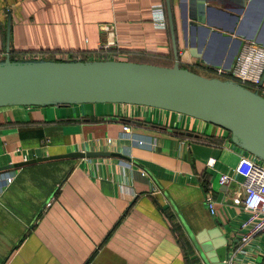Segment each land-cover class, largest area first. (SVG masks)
<instances>
[{
  "label": "crops",
  "instance_id": "obj_1",
  "mask_svg": "<svg viewBox=\"0 0 264 264\" xmlns=\"http://www.w3.org/2000/svg\"><path fill=\"white\" fill-rule=\"evenodd\" d=\"M196 1L170 0L180 66L209 78L226 70L238 42L264 47V0H203V25L184 26ZM157 6L166 21L158 26ZM9 21L10 54L22 60L71 53L84 61L173 65L164 0H0V56ZM102 46L109 51L100 59ZM124 125L142 145L121 137ZM98 151L124 158L15 167ZM241 154L223 129L154 108H0V175L14 176L0 186V264H205L189 232L213 229L219 237L207 241L223 238L226 258L247 216L241 179L220 186L218 177L233 176ZM256 247L264 252V236Z\"/></svg>",
  "mask_w": 264,
  "mask_h": 264
},
{
  "label": "water",
  "instance_id": "obj_2",
  "mask_svg": "<svg viewBox=\"0 0 264 264\" xmlns=\"http://www.w3.org/2000/svg\"><path fill=\"white\" fill-rule=\"evenodd\" d=\"M164 1L173 52L171 67L113 60H13L9 21L6 57L0 61V108L121 104L164 110L223 129L232 144L264 162V98L236 82L206 78L180 66L170 0ZM205 10L203 0L193 3L185 15L184 26H202ZM203 30L209 32L206 28ZM242 45L241 41L237 43L226 72L232 69ZM95 157L124 158L105 151L75 152L37 158L15 167L49 160ZM216 230L196 235L189 232L190 240L205 264H224L223 238L213 245L207 241V236L214 240L219 237Z\"/></svg>",
  "mask_w": 264,
  "mask_h": 264
},
{
  "label": "built area",
  "instance_id": "obj_3",
  "mask_svg": "<svg viewBox=\"0 0 264 264\" xmlns=\"http://www.w3.org/2000/svg\"><path fill=\"white\" fill-rule=\"evenodd\" d=\"M157 8L160 10L159 13H153L152 17V22L156 26L166 23L161 7L157 6ZM107 51H109V46L100 47L98 50L100 58H103V53ZM5 57L6 53L0 56V60H4ZM31 57L33 58L27 60L82 61L80 57L71 53L31 55ZM40 57H45L46 59H38ZM209 73V78L236 82L247 90L255 92L264 98V47L254 43H245L242 45L235 63L229 72L213 70ZM121 137L131 140L137 145L143 144L142 141L132 135L128 125L123 126ZM107 144H111V140H107ZM213 163V160H209L207 165L212 166ZM232 175H219L218 184L225 186L232 181L233 177L241 179L242 198L240 202L241 208L247 217L239 226L241 234L231 243L224 264H262L264 252L256 247V243L259 238L264 236V162L242 151ZM13 180L14 176L11 174L0 175V186L2 188L9 186ZM205 205L210 215H216L214 202L209 196L206 197ZM253 256L258 258L259 261H251Z\"/></svg>",
  "mask_w": 264,
  "mask_h": 264
},
{
  "label": "trees",
  "instance_id": "obj_4",
  "mask_svg": "<svg viewBox=\"0 0 264 264\" xmlns=\"http://www.w3.org/2000/svg\"><path fill=\"white\" fill-rule=\"evenodd\" d=\"M11 55V58H13V60H17V61H21L22 59H19V58H17V57H19V55L18 54H16V53H12V54H10ZM100 58V57H99ZM101 59V58H100ZM1 61V60H0ZM82 61H84L83 59H82Z\"/></svg>",
  "mask_w": 264,
  "mask_h": 264
}]
</instances>
